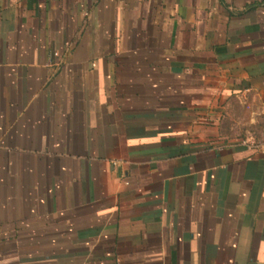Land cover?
<instances>
[{"label":"crops","instance_id":"crops-1","mask_svg":"<svg viewBox=\"0 0 264 264\" xmlns=\"http://www.w3.org/2000/svg\"><path fill=\"white\" fill-rule=\"evenodd\" d=\"M264 0H0V264H264Z\"/></svg>","mask_w":264,"mask_h":264},{"label":"built area","instance_id":"built-area-1","mask_svg":"<svg viewBox=\"0 0 264 264\" xmlns=\"http://www.w3.org/2000/svg\"><path fill=\"white\" fill-rule=\"evenodd\" d=\"M238 143L243 146L248 152L264 156V125L262 127V132L258 138L250 136L240 139Z\"/></svg>","mask_w":264,"mask_h":264},{"label":"rangeland","instance_id":"rangeland-1","mask_svg":"<svg viewBox=\"0 0 264 264\" xmlns=\"http://www.w3.org/2000/svg\"><path fill=\"white\" fill-rule=\"evenodd\" d=\"M245 138V137H244Z\"/></svg>","mask_w":264,"mask_h":264}]
</instances>
